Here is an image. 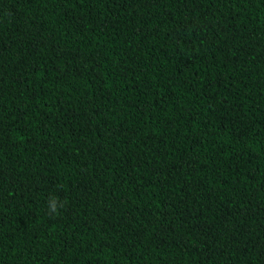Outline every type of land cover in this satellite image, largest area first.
I'll list each match as a JSON object with an SVG mask.
<instances>
[{
    "label": "trees",
    "instance_id": "1",
    "mask_svg": "<svg viewBox=\"0 0 264 264\" xmlns=\"http://www.w3.org/2000/svg\"><path fill=\"white\" fill-rule=\"evenodd\" d=\"M0 264H264V0H0Z\"/></svg>",
    "mask_w": 264,
    "mask_h": 264
},
{
    "label": "clouds",
    "instance_id": "2",
    "mask_svg": "<svg viewBox=\"0 0 264 264\" xmlns=\"http://www.w3.org/2000/svg\"><path fill=\"white\" fill-rule=\"evenodd\" d=\"M66 202L60 201L58 196H51L47 201L48 214L51 216L53 214H59V210L65 206Z\"/></svg>",
    "mask_w": 264,
    "mask_h": 264
}]
</instances>
